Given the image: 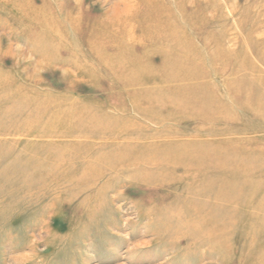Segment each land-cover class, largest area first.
<instances>
[{
  "label": "rangeland",
  "instance_id": "obj_1",
  "mask_svg": "<svg viewBox=\"0 0 264 264\" xmlns=\"http://www.w3.org/2000/svg\"><path fill=\"white\" fill-rule=\"evenodd\" d=\"M0 264H264V0H0Z\"/></svg>",
  "mask_w": 264,
  "mask_h": 264
}]
</instances>
